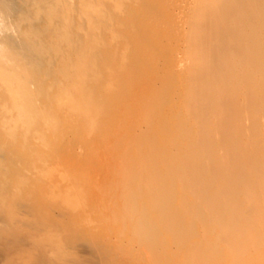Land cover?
<instances>
[{
    "label": "rangeland",
    "instance_id": "1",
    "mask_svg": "<svg viewBox=\"0 0 264 264\" xmlns=\"http://www.w3.org/2000/svg\"><path fill=\"white\" fill-rule=\"evenodd\" d=\"M0 1L7 2V3L11 2V4L9 5H11L10 7L12 8V9L10 8L11 13L9 11L8 13L9 15L7 14L6 16H4V18L6 19L3 18L0 20V22L2 23L6 22L8 24L13 23V25H15L17 28L15 31L14 30L7 31L6 29H4L5 32H3V28L0 29V49H2L1 51L3 52L5 50L4 54L7 53L6 55H8L7 57H5L3 61L4 56L3 54H0V56L3 57V58L0 57V74H1L0 75V264H203L206 261L207 262L204 264H263L264 263V253H263L264 251H262L263 248L261 247L260 249V246H259L260 244L257 242L258 243L257 245L256 243V240L259 239L260 241V237L262 236V234L259 231L260 228L258 229L257 227L253 228L251 225H249L252 222L253 225L257 226L259 224V223L257 224V222L262 221L259 219H261L260 215L261 213H263L262 209L264 206L262 207L261 205L264 204V200L261 199V195H260L261 193L259 194L258 190H255L256 192L258 191L257 193L256 192L254 193V191L250 189L253 194H256L255 196L260 197V201L258 200L259 202H261L262 200L263 204L261 202L259 203L260 205L258 204L257 199L256 201L254 200L256 197L251 192H247V190H245L248 195L246 196V194L243 193L244 189H242V192L240 191L242 188V184L245 181V178H243L244 180L241 182L242 183L241 185L236 184L237 186L240 185L239 188L236 187L235 185V187L239 189V192L236 193V190H235L234 192L235 194H234V193H230V192L223 191V190H217L216 187L212 188V186L210 188L208 186L206 187L200 186L203 188L202 190L200 187L199 189L195 187L194 185H190L187 187L188 190L190 189V187L191 188L195 187L197 188L196 189L197 191L193 192V189H190L188 191L184 184L182 185L180 184L185 179L181 181V179L178 180L176 179V177H174L173 179V176L171 178L167 176L169 179H166V177L165 179L164 178L162 179V176H161L160 177L161 179L158 177V179L153 180L154 181L153 185H152L153 181H150V182L147 181L149 184V185L147 184L148 187L150 185L155 186L156 184L157 186H155V188L158 189V187L162 185L160 187L161 191H159V189L158 190L154 189L155 191L152 190V192L150 191V193H148L149 190L151 189L148 188L149 189L148 190L147 186L143 187L141 184H143L142 181L151 180L147 177H145L144 179V175H146L145 174L146 168L149 167L150 162L146 161L149 163V165H146L147 167L144 168L145 172H143L144 170L140 171L139 172L140 174L136 171V170L139 171V169L137 168L136 170L134 169L133 171V167L135 166H133L132 169L129 170L130 172L125 171L128 177L127 178L125 177L126 175L122 172L124 170L123 166L125 167L126 165H132V164L135 165V162L137 164L138 161L137 160L135 161L123 160L122 161L120 157L118 156L119 152L117 151L119 150L120 146L117 149L116 147H114L115 145L117 146V144L119 143L118 142L119 140L116 138H118V136L120 137L119 135L120 132L118 128L119 126H116V125L118 123H121V121L123 122L122 120L123 118L121 119L120 117L119 119V116H122L124 114L123 111H125L124 115L127 118L129 115L128 116L126 115V111L130 110L132 107H135L134 105H137V103H139V106L144 104L143 101L145 102L144 106L146 105L147 102L149 104L152 103V105L154 104L155 107L151 106L150 104L149 108L150 109L151 107L153 108L151 112L156 108V110H154L153 112L155 111H157V113L161 112L165 116L164 118V116L162 117V114L159 113V116L161 117H159L156 122V119H154L155 118L154 116L156 115L158 116V114L154 113L155 115H153V113L148 112L149 115L147 113L146 114L144 113L145 116H142L143 119L141 121L145 122L144 120L145 118L149 119V117H152L150 114L153 115L151 119H152V122H154L156 125L161 118L163 120L164 119L167 120V118L169 117L167 121H172L170 119L171 118L170 113H167L168 109H170L169 105L172 104V102L174 103L175 101L176 102L178 101V99H176L177 97H175L176 95L174 96V91L178 88L180 92L184 90V86L181 83L185 82L184 80L185 77L180 79L181 74L179 70H178V73L176 72V69L174 68L176 66H173V65H174V62H177V60L180 58L179 55L181 54L183 55L184 53L186 54V52L182 50L184 49L182 48V46H184L182 44L185 43L184 42L185 40L182 41L183 34L181 33L184 31V29H187L184 31L186 32L190 28L188 24V21L190 20V16L187 22L183 23V21H186L188 19V15L190 14L192 15V13L188 14L189 11L187 8H191L192 6L191 2H193V0L192 1L189 0L190 2H188L187 0V2L189 3V7L186 4L187 8H184V6H186L185 3H187L185 0H184L185 3L183 2V0H137L138 3L135 0H128V1L121 0L120 6H122V3H123V6L120 7L122 8L120 11V14L122 10H123V13L121 14L122 16H120V21H122V23L120 22L121 26H120L119 34L121 35V37L122 36L123 37L122 38L119 37L120 42L118 41H117L118 43L116 42L117 44H120V45L116 44L118 48L114 45L115 42L112 43L111 36H108L109 35L108 30H105L107 22H103L105 24V27H102V24H103L102 22L100 24V28L101 29L104 28L103 30L107 31L105 32L107 36L105 35L103 36L102 34L104 38L100 36L101 29L99 31V34H97V32H93V31H92L93 33L89 32L90 30L88 29V27H86L88 30L87 32L91 34V36H88L89 38H92L94 40L96 39V41L97 40L101 41L102 39L103 42L107 41L106 43H108V46H106L105 48L102 46V50H100L99 52L97 51L98 55L96 56L97 57L96 61H98L99 66L103 68V72L106 71V70L104 71L105 69L104 67L114 66V63L113 64L110 63L109 59L107 60V58H111L110 61L112 60V57L114 60H116L114 56L119 50L120 52H124L123 57L125 58V61H126V63H124L125 61H122V63L125 65V66H122L123 65L121 63L122 54L119 52L121 55L120 56L121 64L119 66H122L121 68L123 69V71H124V68H126L125 71L127 70V68L133 69L131 66L132 64L134 65L133 67H135L137 70L133 69L132 71L133 73L135 72V74L131 76L129 74L130 72L127 71L126 74H129V76L128 78H126L127 75H125L126 77L124 76L125 71L123 72L122 69H118L120 68L118 66H116L118 68L115 67L116 69H114L113 67L114 69L113 72L116 70L115 74L116 75L118 74L117 76H119L120 75L119 73H121V76H123L124 78L123 80L124 83L123 82L120 83V84L123 83L122 86L120 85V88L123 87V89H127V92L131 96L130 98L135 97L134 99L135 101L129 98V95L126 92V90H125L126 95L122 96V94H120V99L124 97L122 100L123 102L120 99L117 100L118 102L115 101L114 99H110L114 91L105 92V90L103 91L100 90L99 92H96L98 89L97 88L98 85H93L92 83H90L91 80H85L87 85L85 83H82V84H85V87L86 86L89 87V85L91 84H92L91 86H94V88L96 87L95 89L96 93H93V94H96L94 96H97V98L98 96H100L98 100L96 98H93L92 96L93 94L91 95L94 88L91 86H90L91 88L89 87L92 90V92H90L89 90L90 95L92 96L93 99H96V102L95 100L90 98V96H88L90 98L88 99V97L86 98V97L77 96L74 93L76 91L75 88H78V86H80L81 84L75 85L76 87L72 86L74 87L73 89L72 87H70L72 91H69V93L71 92V94L73 93L75 94L74 97L73 95H71L72 96L71 98L76 103H80V105L82 103H83L82 105H85L86 104L85 101L87 103H90L91 105L93 104L96 105L98 102L100 103L98 105L99 108L101 107L100 109H98L97 106L95 107V105H93L92 110L89 109L92 112L87 110V114L90 115L91 117L93 116L92 119L91 117L88 118V116H86L87 114L85 110V113H84L86 116L85 119L86 120L88 119L87 120L88 122L84 120L85 123L82 120V118L84 117L81 115V118H80L79 113L77 114V112L76 113L71 112L72 114H69L70 112H68V114H66L67 103L62 105L61 107L55 106L54 98L56 100L57 97H59L57 96L59 95L57 94L58 93L57 90L59 91V86L64 85L67 82V81H63L65 79H60V77L62 76H60V73L58 72L57 68L59 69L60 59L62 58V56H64L62 54H66L67 53L66 49L68 48L65 47V44H63V42L60 41V37H59L60 35H57L58 32H60L59 30H61L58 28L59 23L57 22L58 21L57 18H55L57 21L56 20L54 21L53 18H51L49 15H46V12H47V9L49 8L48 4L50 6L52 5V8L57 7L56 11H58L59 9L57 5L59 4L58 1L57 0H44L42 1V3L41 2L39 3L38 1L35 2V0H29V1L27 0L28 2L26 0H0ZM33 1L35 4L33 3ZM252 1H257V0H252ZM125 2L127 5L125 4ZM258 2H260V0ZM36 4H38V6H36ZM125 5L127 6V10H126ZM72 6H73L72 7L73 10L76 11L77 4L74 3L72 4ZM182 6L183 8H181ZM33 8L34 9L36 8V9L34 10ZM180 8L182 10H180ZM44 9L46 12L44 11ZM125 10L128 13H131L133 17L130 14L126 16L127 12H125ZM33 11L34 12L36 11L35 14ZM182 11H187V13L184 12L187 14V17H186L187 19H185V16H183L184 13ZM74 15H76L77 18ZM129 15H130V18H129L130 20L127 19ZM177 16L179 17L182 16V17L179 18L180 19L179 20L178 18H176ZM73 17H75V19ZM78 17L79 16H77V14L74 12L72 16L73 19H71L72 20L71 23L73 25L69 22V25L71 26H69L68 30H70L73 33L68 31V34H69L68 41L70 40L71 43L72 42L75 43V44L73 43L71 44L69 42V44L72 46H75L77 42H78L77 45L79 46V44L84 43V41L87 39L86 37L88 33L86 32V29H85V26H87L86 24L87 22L79 18L80 21L83 22V23L81 22L80 24ZM125 18L127 21L125 20ZM177 19L178 21H176ZM76 20L79 22H77ZM50 22H52L51 25L49 24ZM56 22L58 24H54ZM167 23H170V25L171 24L172 25L168 26ZM178 23L180 26L176 25ZM183 24L188 25V26H185ZM108 25H107L108 27L107 29H109ZM181 26H183L182 27L183 29L182 28L180 29ZM71 27H72V30L70 29ZM77 27L79 28L77 29ZM169 27L173 29H169ZM81 28L85 30L82 31ZM81 32H85V33H81ZM101 32L103 33V31ZM96 35L98 36L96 37ZM109 37L110 39H107ZM125 38L127 39V44H125L126 43ZM176 38L178 39L176 40ZM77 39L81 40L82 42L79 40L77 41ZM174 39H175V42H174ZM7 41H9L10 44ZM13 41L15 43L18 42L17 43L18 45L15 44ZM19 43L21 44V46ZM27 43H29L30 45H33L32 43H34L33 46L36 47V49L34 52L32 51L33 54L31 52L27 53L24 51V46ZM106 43L105 42L102 43L101 41L99 45L100 46L101 44L107 45ZM111 43L113 44V46H115V48H117V50L113 49V46ZM179 43L180 45H178ZM85 44H87L86 46L89 45L88 43L85 42L83 46H85ZM109 44H111L112 48L110 47ZM76 46L74 47L75 49L78 47ZM119 46H120V49H119ZM84 48L86 52L89 51V48H88V51L86 47H83V50ZM123 48L126 49L127 53H125ZM177 48H178V51H177ZM21 49L23 52L21 51ZM69 49L70 51H73L72 47H70ZM103 49H105V51L106 50L108 51V55H106L107 52L106 54L103 53L104 52ZM112 49L115 55L112 53L111 51ZM61 51L62 52L64 51V52L62 53ZM91 51L92 50H90L89 53ZM178 52H180L181 54ZM89 53H85V54L88 55ZM104 54L107 56V58H105ZM110 54L112 55V57ZM125 54L129 56L128 60ZM159 54L162 56H160ZM169 54H171L170 55L171 59L168 56ZM11 56H12V59L10 58ZM172 56H174V59H172L173 58ZM184 56L185 57L180 58V60L183 59L184 62L189 63V61L187 62L186 55ZM175 57L178 58L176 61H175ZM6 58H8V60ZM103 60L107 62V66L105 65L106 62L102 63ZM168 60L170 61L169 63L166 62ZM7 61L9 63H7ZM10 61L12 63H10ZM226 61L232 62L230 61V59L229 60L226 59ZM226 61L224 60L223 62L226 63ZM32 62H34V64ZM129 62H131V65ZM156 62H159L158 65L162 62L163 66H161V64L159 65L161 66V68L163 67L162 70L160 69V67L155 65L157 64ZM164 62L166 65H164ZM239 62L241 63L240 58H239V61L237 62V66L238 65L240 66ZM246 62L247 61H245V64ZM109 63L112 65L109 66L110 65ZM127 63H129L128 66L126 65ZM232 63H229L228 68L229 66L231 67V65L233 66L234 63L233 64ZM116 64H118V62H116ZM242 64H243V61L241 65ZM245 64L243 65L245 66ZM146 65L149 68L147 67L145 68ZM171 65L173 69L170 67ZM225 66L226 64L222 63V65L219 66V69L220 70L222 68L224 69L227 67ZM55 67H57L56 70H55ZM152 67L154 69H152ZM228 68H226L227 70L225 69L227 71V72L225 71L226 73L222 70L223 71V72L221 71L222 74L225 73V75L227 76L228 75L234 76L237 73L238 77L240 76V78H238L235 75L236 77L234 76V80L236 81L243 78L241 77L242 75L243 76L246 75L245 73L241 75L242 71H240L239 69H236V70L239 71L240 74L234 71L233 73L234 75H233L231 72L235 70L233 68H237L236 65L235 67L232 68L233 70L231 72H230V69ZM147 69H152V70H147ZM164 69L167 72L166 71L164 72ZM169 69H172V70L169 71ZM117 70H121V71L119 72ZM12 71H14V73H12ZM54 71H56L57 73H55ZM122 72H123V75H122ZM175 72H176V77L178 79V80L176 78L174 79L176 83L171 81L173 80V76L175 75ZM229 72L230 74H228ZM157 73H159V75H156ZM160 73L162 75L165 73V76L163 75L162 77ZM172 73L174 75H172ZM219 73L220 71L216 72L217 75H219ZM140 74L142 77L140 76ZM116 75H113V76L116 77L117 79ZM169 75H172L171 78ZM132 76H136V77H132ZM160 76H161V79L162 78L167 79L169 77L171 82L169 81V78H168V81L170 82L171 85L174 86V84H177L179 86L178 87L175 85L176 87L174 86L173 88V86L169 84L172 87L173 93L168 95V98L170 99V97L172 96L175 99L172 97H171L172 100L174 99L173 101L172 100L169 101L168 99L167 105L166 103L163 104L165 105L164 107L163 105L156 104L158 100L157 98H154L155 96L153 98L156 103L152 100L153 98H150L152 100L151 102L149 100V96L151 97L155 95L156 93V95L158 94L156 97H159V94L162 93L161 88H159L160 91L156 90L158 89L157 86L159 87H161L160 85H162L163 87L165 86L163 85L164 80L163 79L161 80ZM227 76L225 77L227 79V81L225 82L221 80L222 78L218 76H216L215 78H216V81L220 79L221 83L224 82V85L220 83L221 87L228 86L231 90L232 86H230L229 84L227 85L226 82H228L229 80H232L233 77H230L228 80ZM11 77L14 80H12ZM102 77L104 78L102 79V81H104L106 80L105 78L107 76L105 75ZM155 77H157L158 79ZM181 77H183V75H181ZM3 78L7 80L10 79V81L12 80L13 82H10L11 84L7 85L4 81L5 79ZM128 79H131V80H128ZM154 79L156 80L155 83L150 82V81H153ZM60 80L61 82L63 81V83H61ZM133 80H134V83H133ZM135 80H138L140 83L136 84ZM160 80L162 84L160 83ZM26 81L32 82V84L28 83V85L32 86L31 88L29 86H28L29 89L25 88L27 87ZM55 81H57L56 84L58 83V85H55ZM138 81L136 82L138 83ZM104 82L102 83L106 84ZM245 82H242V83H244L245 85ZM50 83H51V86H50ZM142 83L144 84L143 86L145 87L140 86V90H139V88L135 85L139 86ZM150 83L153 85L155 84L154 86H156L157 84V86L155 87L156 89L154 90L155 93L152 92L154 94H151V90L153 91L154 88L152 89L153 85L149 86ZM185 85H186V82H185ZM220 85L218 87H220ZM244 85H242L241 87L243 88ZM39 87L42 91L39 89ZM147 87L148 88L151 87V88L147 91L148 89ZM241 87L238 88L237 90L238 97H239V94L242 93L239 90V89H242ZM225 88H223V90L221 88L219 89H221L222 92L226 93V95H228L229 93L230 97H231L230 94L233 93V91H236L237 89V88L236 89L233 88L231 92L230 90H227L229 88L227 89ZM35 89H37L36 92H35ZM44 89L47 91H44ZM121 89H120V92L125 94L124 90L122 89L123 90L122 92ZM137 89L139 90L140 94H138V92L136 93V91H138ZM25 90L26 91L30 90L28 92H33L34 94L33 93H32L33 95L28 94V92H26ZM39 90L42 93L44 91V94L40 93ZM142 90H144L146 93L144 91L143 93H141ZM54 93L56 94V96ZM114 93L113 95H115ZM26 94L29 96V98ZM236 94L237 93H235L234 95ZM234 95L232 94V97H234ZM25 96H27L28 100L25 99L26 98ZM237 96H235V98ZM75 97L77 98L79 97L80 100ZM31 98H32V101L30 100ZM52 99L54 103H52ZM86 99H88V101L90 102H88ZM23 100H24V103H27L28 101L27 103L29 104L27 106L28 108L27 107L25 108L26 104L23 103ZM35 101H36V104H35ZM109 101L110 103H108ZM125 101H127L128 105L126 104ZM136 101L137 103H134ZM129 102H131V105H133L132 107L131 105L129 106ZM50 103L54 105L53 108L57 107L60 109L59 113L56 108L53 109L49 107ZM122 103L125 105H122ZM105 104L106 105L109 104L106 106L107 108L105 107ZM37 106L38 107L40 106V107L38 108ZM116 106L117 107L119 106V108H115ZM123 106L125 107L129 106L130 108L127 107V110H126V108H123ZM89 107L91 108V106ZM142 107H139V108L137 107L134 115L132 114L135 109L133 110L132 108L130 112V116H131L130 119L127 121L128 119L127 118L124 121L125 124H120L124 128L125 126L127 127L128 123H130L129 124L130 126L128 125L129 128L128 127L127 128L128 129L131 128L132 132H130L129 135L130 134L132 135L133 130L138 127V126L136 127V125L138 124L135 123L136 125H134V122L132 121L134 120V118H136V116L140 115V113H138V109L140 111V108ZM102 108H106V109L109 108L108 109L109 111L105 109H103L104 110L103 111ZM157 108L160 111H158ZM35 109L38 111V113L42 111L43 113L40 112V114L38 113L37 114L39 116H42V115L43 116L42 117L37 116ZM43 109L46 113L43 111ZM96 109L99 110L98 112L102 110L103 113L105 112V115L104 114L102 115L96 112L97 111ZM118 109L120 113H121V110H123L122 111L123 114L122 113L120 114ZM56 112L59 115H57ZM107 112H109L110 114ZM116 112L117 114H115ZM163 112H165V114ZM34 113L36 114V117H34ZM53 113L55 114V116ZM90 113H94V114L98 113V114L91 115ZM106 113L108 116L106 115ZM113 114H115V116ZM56 115L58 117H56ZM77 115L79 116L80 120ZM101 115L105 116L104 120H103V117H101L102 119H100ZM110 115L114 117L112 118V116L110 117ZM124 115L122 117H124ZM53 116L55 119L53 118ZM65 116H67L68 118L67 117L65 118ZM94 116L95 117L99 116V118L98 117L97 118L101 121L97 120V118H95ZM106 117H108V119ZM115 117H117V120ZM94 118L96 120L92 121ZM111 118L113 120L115 119V121H112ZM47 120H49L51 123L47 122ZM110 120L112 122H115L116 125L112 123V126L114 127L111 126ZM53 121L56 123L57 122L59 123L56 125V123H53ZM64 121H66L67 124L66 122L64 124ZM96 121L98 122L96 123ZM116 121H118V123ZM141 121H140V125H142L141 128H143L144 130V128H146L145 126L146 124L143 125V122ZM43 122H45L48 128L50 129H46L47 127L42 125ZM86 123H89V124H86ZM189 123L191 124L190 120L189 122L186 123V125H188ZM51 124L52 125L54 124L53 126L56 125V127L57 126L58 127L57 128L55 127L56 129L55 128L53 129ZM62 124H64V126ZM99 124L101 125L103 124L102 127ZM88 125L89 127H86ZM170 126L172 127V125ZM126 127H125V130H127ZM112 128H116V129H112ZM155 129H157L156 131L159 133L162 132L161 128H157V126H155ZM136 132L137 130L134 133ZM115 134H116V138L114 136ZM103 145H106V147ZM110 145L111 146L113 145L112 148ZM103 148L107 149V150H104V154L102 152ZM110 150H112V152ZM50 152L52 153L50 154ZM53 153L56 155H54ZM48 158H50V160ZM124 161L126 163L128 162L129 164L128 163L126 164ZM142 162L144 165L146 164L144 163L145 161H142ZM142 162L140 161L141 166L143 165L141 164ZM144 165L143 167H145ZM138 166H139V162H138ZM128 167L130 168V166ZM231 177L236 178L237 176L235 177L234 175ZM221 178L222 180H225L223 179L224 177H221ZM221 178L219 177V179H214V180H218L219 182ZM241 178H239V180ZM254 178L255 176L253 177V179ZM226 179H228V177H226ZM249 179L251 180V178ZM253 179L251 180L252 184H251V181H247L248 182L247 184H250L251 188L253 187L254 189H257L258 187L259 189L260 186H256L257 183L255 184V186H252ZM122 181H124V183ZM166 181H169V182H166ZM234 181L235 180H233L232 182L235 184ZM255 181H258V180H255ZM147 182L145 181L144 183H147ZM227 182L229 181H226V182L224 181L223 184ZM232 182L230 181L229 183L232 185ZM237 183H238V179H237ZM187 185L189 184H186V186ZM140 187L147 189V190L144 189L145 193ZM151 188H154V187H151ZM198 190L200 192H198ZM204 190H206V192H204ZM240 193L241 194L243 193V195H241ZM231 194H233L234 197L237 194H239L238 199L236 198L237 196L235 197L236 199H234V197ZM250 195H252L254 197V199L253 198L252 199L255 202H257L259 206H261V207H259L258 205L256 206V207H259L258 210L262 208L261 211H258L257 208H255V210H257L258 213L260 212V214L258 215L259 219L256 216V218L258 219L256 223L255 222L253 223V221L257 219L255 218V220H252L254 218H251L252 216L249 217L250 215L247 214L248 205L244 203L246 202L245 198L243 200L242 199L239 200L240 198H243L244 196L251 199L249 197ZM209 197H211V200H208ZM212 197H215V199L217 197L218 199L214 200V198L212 199ZM224 197L225 198L231 197V198L225 199ZM259 197L257 198L259 199ZM202 200L206 202V203L205 202L203 203L204 205L201 203L203 202ZM222 201L224 204L222 203ZM220 206L223 209L220 208ZM221 209L223 211H221ZM229 211L231 214L229 213ZM226 215H230L231 217L230 216L227 217ZM222 216L224 219L222 218ZM169 219H171L172 221H168ZM248 221H249V224L247 223ZM172 222L174 223L170 226ZM219 222L222 224L223 227L220 226L221 224ZM167 225H169V229ZM242 225H245L246 227ZM259 226L261 227V222ZM247 227H249V230L247 229ZM244 230L246 231L248 230L249 232L251 230L252 232L249 233L247 231V233L249 234L248 235L247 233H245ZM224 232H227V233H224ZM230 232L232 234H230ZM221 233L224 234L225 236L224 235L221 236ZM233 233H234V236H233ZM259 234H261L260 237H258ZM250 235L255 236V237L254 236L252 237L254 238L253 240L250 239L251 238ZM238 236L240 237L239 240H238ZM229 237H231L232 239L234 237L235 240L237 238L236 242L235 240L234 241L231 240ZM248 238L251 240L250 242H247L249 241ZM213 242H216V243L214 244ZM246 242L248 246L246 245ZM255 243H256L255 246L257 247L259 246V248L254 247V245H251ZM238 245H240L239 248L241 250L238 248ZM242 246L245 249L244 248L242 249ZM210 247H213V248L210 249ZM249 247L253 249H250ZM254 248H256L257 250H255ZM246 250H248L249 252Z\"/></svg>",
    "mask_w": 264,
    "mask_h": 264
},
{
    "label": "bare ground",
    "instance_id": "2",
    "mask_svg": "<svg viewBox=\"0 0 264 264\" xmlns=\"http://www.w3.org/2000/svg\"><path fill=\"white\" fill-rule=\"evenodd\" d=\"M27 1V0H26ZM29 1V0H28ZM27 1V2H28ZM41 2L42 3V1H44V0H35V2ZM58 1V3L59 4H57L58 5V11H56L57 9V7H53L52 8V5L50 6L49 4H48V9H47V12L45 11V9H44V11L46 12V15H49L51 18H53L54 19V21L56 20L55 18H57V22L59 23V29H61V30H59L60 32H58V34L57 35H60L59 37H60V41L61 42H63V44H65V47H67L68 49H66V51H67V53L66 54H62V55H64V56H62V58L60 59V66H59V69L57 68V67H55V70H56V68H57V70H58V72L60 73V76H62V77H60V79H65V80H63V81H67L66 82V84H64V85H60L59 86V91L57 90V94H59V95H57V96H59V97H57V99L55 100V98H54V101H55V106H57V107H61L62 105H64V104H66L67 103V110H66V114H68V112H70L69 114H72L71 112H77V114L79 113V116H80V118H81V115L84 117V118H82V120H83V122L85 123V121L86 122H88L85 118H86V116H88V118L89 117H91L90 115H88L87 114V110H89V109H91L92 110V106L93 105H95V104H93V102H92V104L93 105H91L90 103H87L86 101H85V105H80V103H76L71 97V95H73V97L75 96V94L77 95V96H81V97H88V96H90V98H92V96H93V98H96L97 100L100 98V96H98V98H97V96H94V95H96V94H93V93H96V92H99L100 90H105V92H113L115 95H113V93H112V95H111V98L110 99H114L115 101H117V100H119L120 99V94H122V96L123 95H126V92H127V89H123V87H121L123 90H124V92H125V90H126V92H125V94L124 93H121L120 92V85L122 86V84L124 83L123 82V80H124V78H123V76H121V73H119L120 75L119 76H117L116 74H115V72H116V70L113 72V70L114 69H116V68H118V67H120V68H118V69H122L121 67L122 66H125L123 63H122V61H125V58L123 57V53L124 52H120V50L117 52L118 53V55H117V53H116V55H115V53H113V49H116L117 50V48H118V46H116V44L118 43V42H120V40H119V37H121V35L119 34V32H120V24L122 23V21H120V16H122L121 14L123 13V10H122V12H121V14H120V11H121V9L122 8H120V7H122L123 6V3H122V6H120V1L121 0H67V2H66V0H57ZM124 1H126V0H124ZM128 1V0H127ZM136 2H137V0H135ZM186 2H187V0H185ZM192 1V0H191ZM247 1V2H246ZM248 1H249V3H248ZM259 0H257V1H252V0H193V2H191L192 4V6H191V8H187V5H188V7H189V3L188 2H190L189 0H188V2L187 3H185L184 2V0H183V2L185 3V5L186 6H184V8H187L188 9V14H190V13H192V15L190 14V15H188V19L186 18L187 17V11H182L183 13L184 12H186V13H184L183 14V16H185V19H187L186 21H183V23H185V22H187L188 20H189V16H190V20L188 21V24H189V29H188V31H186V32H184L185 30H187V29H184V31L183 30H181V31H183L181 34H183V36H184V38H183V36H182V41H184L185 43L184 44H182V45H184V46H182V48H184V49H182V50H184L185 52H186V54L184 53L183 55L180 53V52H178V53H180L181 55H179L180 56V58H184L185 56L184 55H186V58H187V62L189 61V63H186V62H184L183 61V59L182 60H180V58L178 59L177 57H175V61L177 60V62H174V65L173 66H176V67H174L175 69H176V72L178 73V70H179V72H180V74L181 75H183V77H181V75H180V79L181 78H184L185 77V82H186V85H185V82H183V83H181L183 86H184V90H182L181 92H180V90H179V88L178 89H174L175 91H177V90H179V91H177V92H175L174 90V96L175 97H177L176 99H178V101L175 103H173L172 102V104H170L169 106V108L170 109H168V112L167 113H170V115H171V120L172 121H167L168 119H169V117L168 116H166V117H168L167 118V120L166 119H160L159 120V122L157 123V125L154 123V122H152V117H153V115H155L156 113H157V111H155V112H153L154 110H156V108L151 112V110L153 109L152 107H151V109L149 108V106H150V104H151V106H153V107H155V105L153 104L152 105V103H146V105L144 106V104H145V102L143 101V103L144 104H142L141 106H139V103H137V101L136 102H134V103H137V105H134L135 107H132L133 105H131V102H129V106L131 105V107L133 108V114L132 115H134L135 114V111H136V108L138 107H142V106H144V107H142V108H140V111H139V109H138V113H140V115L139 116H136V118H134V120L132 119L133 118V116H132V122H134V125H136V124H138V125H136V127H134V128H136V129H134L133 130V133H132V135L130 136L129 135V133L130 132H132V129L130 128V129H128L129 128V124L130 123H128V125H127V127H126V129L129 131H127V130H125V127L123 128V126L122 125H120V124H125L124 123V121H125V119H127V121L130 119V112H131V110H132V108L130 109V110H127V107H129V106H127V107H125V106H123V108H126V115L128 116L127 118L125 117V111H123V110H121V113H122V111L124 112V117H122V116H119V119H120V117H121V119L123 120V122L121 121V123H118V121H116L118 124L116 125L115 124V122H112V121H115V119L113 120L112 118L115 116V114H117V112L115 113V114H113L114 116H112V115H110V117L112 116V118H111V122H110V124H111V126H112V123H114V125H116V126H119L118 128H119V132H120V137L118 136V138H116V134L114 135L115 136V138L116 139H118L119 141V143L117 144V146L115 145L114 147H116V149L119 147V150H117L119 153H118V156L120 157V159L123 161V160H132V161H135V160H137L138 162H139V166H138V162H137V164H136V162H135V165H126L125 167L123 166V168H124V170L122 171L125 175H126V172L125 171H128V172H130L129 170H131L132 169V167L133 166H135V167H133V171H134V169L136 170V168L137 169H139V171L138 170H136L138 173L140 172V171H143L144 170V168H146L147 166L146 165H149V163L148 162H146V161H149L150 162V165H149V167L148 168H146V172H145V170L143 171V172H145V174L146 175H144V179H145V177H147V178H149V179H151V180H145L146 182L147 181H153L154 179H158V177L160 178L161 176H162V179L164 178L165 179V177H166V179H169V178H171L172 176H173V179H174V177H176V179H181V181H183V179H185L186 180V182H185V180L182 182V183H180L181 185L182 184H184L185 185V187L187 188L188 186H190V185H194L195 187H197V188H199L200 186H202V187H206V186H208L209 188L212 186V188L213 187H216L217 188V190H223V191H227V192H230V193H234L235 192V190H236V193L237 192H239V187H240V185L242 184L241 182L244 180L243 178H245V181H244V183L242 184V188H241V192H242V189H244L243 191V193H245L246 194V196H248L247 195V192H251V190L250 189H252V191H254V193L256 192L255 190H258L259 191V194L261 195V199L262 200H264V0H260V2H258ZM134 2V1H133ZM135 2V3H136ZM30 3H31V1H30ZM33 3H34V1H33ZM77 4V12L76 11H74L73 10V6H72V4ZM130 3V2H129ZM138 3V2H137ZM136 3V4H137ZM184 3H183V5H184ZM9 4H11V2L10 3H7V2H2V1H0V20L1 19H3L4 18V16H6L8 13H9V11H10V6L11 5H9ZM13 4V3H12ZM28 4V3H27ZM35 4V3H34ZM125 4H126V2H125ZM33 5V4H32ZM127 5V4H126ZM125 5V6H126ZM182 5V4H181ZM14 6V5H13ZM12 6V7H13ZM36 6H38V4H36ZM45 6H47V5H45ZM245 6V7H244ZM32 7V6H31ZM193 7V8H192ZM37 8H39V7H37ZM75 8V7H74ZM181 8H183V6L181 7ZM180 8V10H182ZM12 9V8H11ZM32 9V8H31ZM34 9V8H33ZM36 9V8H35ZM34 9V10H35ZM123 9H124V7H123ZM186 9V10H187ZM49 10V11H48ZM126 10H127V6H126ZM125 10V12H127ZM129 10V9H128ZM130 11V10H129ZM34 12V11H33ZM36 12V11H35ZM35 12H34V14H35ZM74 12L77 14V16H79L78 17V19L80 18L81 20H83V21H85V22H87L86 24H87V26H85V29H86V32L88 31L87 30V28L86 27H88V29L90 30L89 32H97V34H99V31H100V24H101V22L103 23V22H107L106 23V27H105V24L103 25L102 24V27H105L106 29L105 30H108V33H109V35L108 36H111V39H112V43H114L115 42V46L117 47V48H115V46H113V44H112V46H113V49L111 50L112 51V53L115 55L114 56V58L117 60H114L113 59V57H112V55H111V57H112V60L110 61V59L111 58H107V56L106 55H108V51L106 50L105 51V49H103L104 50V52L103 53H105L106 54V52H107V54L105 55V58H107V60L109 59V62L110 63H114V69H113V67L111 66L112 64H110L109 66H111V67H104L105 69H104V71L105 72H103V68L101 67V66H99V64H98V61H96L97 59V55H98V52L100 51V50H102V46L105 48L106 46H108V43H106L107 41H104L107 45H102L101 44V46L99 45V43L102 41V43H104L103 42V40L101 39V41H96V39L94 40V39H92V38H89L88 36H91V34H89L88 32V34H87V39L84 41V39H83V41H84V43L86 42V43H88L89 45V47L88 46H86L87 44H85V46H83V44L84 43H81L82 44V46L83 47H86L87 48V51H88V48H89V51L90 50H92L90 53H89V51L88 52H86V50H85V48H84V50H85V52H84V50H83V47L81 46V44H79V46L77 45L78 44V42L76 43V45L79 47H77L76 45V47L78 48H74L75 46H72V45H70L69 44V42H70V40L68 41V39H69V34H68V31H70V30H68V28H69V26H71V25H69V22L71 23L72 22V20L71 19H75V17H76V15H74L75 17H73L72 18V16H73V14H74ZM182 12H181V14H182ZM193 12H194V14H193ZM10 13H11V11H10ZM12 13H13V11H12ZM128 14H130V15H132L131 13H126V16L128 15ZM186 14V15H185ZM9 15V14H8ZM125 15V14H124ZM130 15L128 16V20H130L129 18H130ZM174 16V15H173ZM172 16V17H173ZM48 17V16H47ZM132 17H133V15H132ZM169 17V16H168ZM182 16H177L176 18H181ZM51 18H49V19H51ZM77 18V17H76ZM126 18H125V20H126ZM184 18V17H183ZM183 18H182V20H183ZM4 19H6V18H4ZM48 19V20H49ZM77 19V20H78ZM80 19H79V21H80ZM94 19H95V21H94ZM114 19V20H113ZM122 19H123V17H122ZM178 19L176 20V21H178ZM46 20V19H45ZM71 20V21H70ZM76 20V21H77ZM180 20V19H179ZM181 20V21H182ZM47 21V20H46ZM51 21V20H50ZM79 21H77V22H79ZM127 21V20H126ZM180 21V22H181ZM3 22H5V21H3ZM54 23V24H58V23ZM81 22L82 21H80L79 23L81 24ZM121 22V23H120ZM74 23V22H73ZM83 23V22H82ZM182 23V22H181ZM47 24V23H46ZM45 24V25H46ZM50 25L52 24V22H50L49 23ZM72 24V23H71ZM85 24V23H84ZM109 24V25H108ZM168 24V26L170 25V23H167ZM187 24V23H186ZM73 25V24H72ZM107 25L109 26V29H107L108 27H107ZM172 25V24H171ZM170 25V26H171ZM176 25H179V23L178 24H176ZM182 25V24H181ZM183 25H185V24H183ZM49 26V25H48ZM47 26V27H48ZM57 26V25H56ZM77 26H79V25H77ZM126 26V25H125ZM180 26V25H179ZM185 26H188V25H185ZM73 27H75V26H73ZM80 27H81V25H80ZM176 27V26H175ZM183 26H181L180 27V29L182 28ZM3 28V32H5V30L4 29H6L7 31L9 30V31H11V30H16L17 28H16V26L15 25H13V23L11 24V23H2V22H0V29H2ZM56 28V27H55ZM79 27H77V29H78ZM71 30H72V27L70 28ZM85 29H82L81 28V30L82 31H84ZM104 28H102L101 29V31H103V33L100 31V33H101V37H103L104 35L105 36H107V34L105 33V32H107V31H104L103 30ZM169 29H173V28H170L169 27ZM177 29V28H176ZM183 29V28H182ZM169 31V30H168ZM171 31V30H170ZM173 31V30H172ZM3 32H1V33H3ZM71 32V31H70ZM92 32V33H93ZM175 32H177V31H175ZM180 32V31H179ZM71 33H73V32H71ZM81 33H85V32H81ZM170 33V32H169ZM80 34V33H79ZM96 34V33H95ZM94 34V35H95ZM102 34H103V36H102ZM176 34H178V33H176ZM70 35H72V34H70ZM93 35V34H92ZM120 35V36H119ZM171 35V34H170ZM175 35V34H174ZM98 35H96V37H97ZM71 37V36H70ZM123 37V36H122ZM121 37V38H122ZM128 37V36H127ZM181 37V36H180ZM104 38V37H103ZM80 39V38H79ZM79 39H77V41L79 40ZM100 39V38H99ZM107 39H110V37L109 38H107ZM126 39V38H125ZM178 38H176V40H177ZM13 40V39H12ZM16 40V39H15ZM28 40V39H27ZM58 40V39H57ZM10 41V40H9ZM9 41H7L8 43H9ZM29 41H31V40H29ZM59 41V40H58ZM59 41V42H60ZM79 41H81V40H79ZM118 41V42H117ZM125 41V40H124ZM180 41V40H179ZM181 41V42H182ZM11 42V41H10ZM14 42V41H13ZM82 42V41H81ZM108 42H109V40H108ZM111 42V41H110ZM117 42V43H116ZM174 42H175V39H174ZM180 42V43H181ZM12 43V42H11ZM15 43V42H14ZM18 43V42H17ZM17 43H15V44H17ZM21 43V42H20ZM19 43V44H20ZM30 43V42H29ZM29 43H27L25 46H24V51L25 52H31L32 53V51L34 52L35 51V49H36V47H34L33 45H34V43H32L33 45H30ZM71 43V42H70ZM73 44H75L74 42H72ZM71 43V44H72ZM80 43V42H79ZM125 43V42H124ZM180 43L178 44V45H180ZM183 43V42H182ZM10 44V43H9ZM13 44V43H12ZM61 44V43H60ZM111 44H109L110 45V47L112 48V46H111ZM125 44H127V39H126V43ZM18 45V44H17ZM37 45V44H36ZM117 45H120V44H117ZM12 46V45H11ZM20 46H21V44H20ZM81 46V47H80ZM98 46H100V47H98ZM177 46V45H176ZM9 47V46H8ZM7 47V48H8ZM23 47V46H22ZM70 47H72V49H73V51H70ZM97 47H98V49H97ZM110 47H109V49H110ZM181 47V46H180ZM2 48V47H1ZM99 48H101V49H99ZM9 49V48H8ZM108 49V48H107ZM119 49H120V46H119ZM2 49H0V54H3V56H4V58L2 57V56H0L1 58H3V61H4V59H5V57H7L8 55H6V54H4L5 53V50H4V52L3 51H1ZM11 50H12V48H11ZM14 50V49H13ZM122 50V49H121ZM123 50L125 51V53H127L126 52V49H124L123 48ZM169 50V49H168ZM167 50V51H168ZM21 51H22V49H21ZM37 51V50H36ZM58 51V50H57ZM98 51V52H97ZM110 51V52H111ZM166 51V52H167ZM177 51H178V48H177ZM183 51V52H184ZM13 52H15V51H13ZM13 52H12V54H13ZM23 52V51H22ZM62 52V51H61ZM64 52V51H63ZM62 52V53H63ZM83 52H84V54H83ZM122 54V58H121V63L123 64L122 66H119L121 63H120V53ZM169 52V51H168ZM36 53V52H35ZM59 53V52H58ZM85 53H89L88 55L87 54H85ZM148 53V52H147ZM174 53V52H173ZM173 53H172V55H173ZM178 53H176V54H178ZM33 54V53H32ZM175 54V55H176ZM6 55V56H5ZM85 55V56H84ZM109 55V56H110ZM126 55V54H125ZM124 55V56H125ZM149 55V54H148ZM160 55V54H159ZM170 55L171 54H169L168 56L170 57ZM10 56V55H9ZM32 56V55H31ZM117 56V57H116ZM131 56H132V54H131ZM160 56H162V55H160ZM126 57H127V60H128V55H126ZM173 58L172 59H174V56H172ZM233 57V58H232ZM11 59H12V56L10 57ZM236 58V59H235ZM239 58H240V60H241V63H242V61H243V64H245V61H247L246 62V64H245V66L242 64L241 65V63L239 62V64H240V66H239V68H238V66H237V62L239 61ZM243 60H242V59ZM7 60H8V58H6ZM103 59V58H102ZM170 59H171V57H170ZM169 59V60H170ZM226 59H230V61H232L233 62V60H234V64L232 63V62H229V61H226ZM233 59V60H232ZM2 60V59H1ZM166 61V62H170V61ZM186 60V59H185ZM226 61V63H224L223 61ZM237 60V61H236ZM13 61V60H12ZM163 61H165V60H163ZM173 61V60H172ZM236 61V62H235ZM6 62V61H5ZM105 63L106 61L105 60H103L102 61V63ZM116 62H118V64H116ZM160 62V61H159ZM159 62H156L157 64H155V65H157L158 67H160V69L162 70L163 69V67L161 68V66H163V64H162V62L160 63L161 64V66H159L158 65V63ZM232 63L233 64V66L231 65V67L229 66V68H228V65H229V63ZM7 63H9L8 61H7ZM10 63H12L11 61H10ZM33 64H34V62H32ZM124 63H126V61L124 62ZM130 63V65H131V62H129ZM129 63H127L126 65L128 66L129 65ZM172 63V62H171ZM222 63L223 64H226V68H228V69H230V72L233 70V69H235V70H233L231 73L233 74L234 73V71H236V72H238L239 73V71H237L236 69H239L240 71H242L241 72V75L242 74H246V75H242L241 77H243L244 78V80H243V78H241L242 79V81H241V79H237L238 81H236V80H234V76L236 75L237 77H238V75H237V73L234 75V76H227V75H225V73L227 72L226 70V68H222L221 70L219 69V66L220 65H222ZM228 63V64H227ZM236 63V64H235ZM35 64H36V62H35ZM106 66H107V62H106V64H105ZM148 65V64H147ZM147 65L145 66V68L147 67ZM164 65H166L165 64V62H164ZM189 65H190V67H189ZM235 65H236V67L237 68H233V67H235ZM248 65V66H247ZM102 66H103V64H102ZM116 66H118V67H116ZM126 66V67H127ZM132 66V68L133 69H136L135 67H133L134 65L132 64L131 65ZM130 66V67H131ZM243 66V67H242ZM247 66V67H246ZM116 67V68H115ZM156 67V66H155ZM172 69H173V67H172V65L170 66ZM224 67V66H223ZM14 68V67H13ZM124 68V67H123ZM147 68H149V67H147ZM168 68H169V66H168ZM167 68V69H168ZM190 68V69H189ZM219 70H218V69ZM221 68V67H220ZM233 68V69H232ZM244 68V69H243ZM125 69L126 68H124V71H125ZM131 69V68H130ZM128 69L127 68V70L125 71V73H124V76L125 75H127V77L126 78H128V76H129V74H130V76L131 75H133V74H135V72L133 73V69ZM141 69V68H140ZM152 69H154L153 67H152ZM152 69H147V70H152ZM172 69H169V71L170 70H172ZM174 69V70H175ZM226 69V70H225ZM130 70V71H129ZM137 70V69H136ZM136 70H134V71H136ZM158 70V69H157ZM173 70V71H174ZM218 70V71H217ZM225 72L224 74H222V72L223 71ZM117 71H121V70H117ZM122 71H123V69H122ZM123 71V72H124ZM130 72L129 74H126V72ZM132 71V72H131ZM166 70L164 69V72H165ZM169 71H168V73H169ZM220 71V73H219V75H217L216 74V72H219ZM222 71V72H221ZM55 73H57L56 71H54ZM123 72H122V75H123ZM138 72V71H137ZM136 72V73H137ZM152 72V71H151ZM161 72V71H160ZM167 72V71H166ZM176 72H175V75L172 73V75H174L173 76V80H171V81H173V82H175L176 83V81H174V79L176 78L177 79V77H176ZM230 72L228 73V74H230ZM12 73H14V71H12ZM162 73V72H161ZM160 73V75L163 77V75L165 76V73L162 75ZM3 74V73H2ZM171 74V73H170ZM240 74V73H239ZM1 75V74H0ZM15 75H16V73H15ZM59 75V74H58ZM107 76L105 79L106 80H104V81H106V82H104V81H102V79H104L102 76ZM113 75H116L117 76V79H116V77H114ZM156 75H159V73H157ZM155 75V76H156ZM172 75H169L170 76V78H171V76ZM224 77H223V76ZM140 76H141V74H140ZM139 76V77H140ZM161 76H160V79H161ZM167 76V75H166ZM178 76V75H177ZM216 76H218V77H220V78H222L221 80H223L224 82L225 81H227V79L225 78L226 76H227V78H228V80H229V78L230 77H233L232 78V80H229L228 82H226V84L228 85H230V86H232V88H231V90H230V88L228 87V86H225V87H221V85H220V83H221V80L219 79V80H217L218 81V83H217V81H216ZM222 76V77H221ZM235 76V77H236ZM122 77V78H121ZM132 77H136V76H132ZM142 77V76H141ZM245 77H246V79H245ZM12 78V77H11ZM87 78H89V79H87ZM155 78H157V77H155ZM169 78V77H168ZM168 78L165 80V79H163L164 80V82H163V85H165L164 87L162 86V85H160L161 87H159V86H157V84H156V86L158 87V89H156L155 87L156 86H154L153 84H151L150 83V85L149 86H151V85H153L152 86V89H153V91L151 90V94H154L155 92H154V90L156 89V90H158V91H160L159 90V88H161V94H159V97H156L157 95H156V93H155V95H153V96H149V100H150V102L153 100L154 101V98H157V100H158V102L156 103L155 101V103L156 104H158V105H163V104H165L166 103V105H167V103H168V95H170V94H172L173 92H172V87L171 86H173V85H171L170 84V78H169V81H168ZM224 78V79H223ZM238 78H240V76L238 77ZM3 79H5V78H3ZM3 79H1V80H3ZM134 79V78H133ZM138 79V78H137ZM158 79V78H157ZM161 79V80H162ZM226 79V80H225ZM12 80H14L13 78H12ZM10 81V79H5L4 81H5V83L7 84V85H10L11 83L10 82H13V81ZM26 80H27V78H26ZM53 80V79H52ZM85 80H91V82L90 83H92L93 85H98V89H97V91L95 92V89H96V87L94 88V86H91V85H89V87L91 86V87H93L94 88V90H93V92H92V90L88 87V86H86L85 87V84L87 85V83L85 82ZM128 80H131V79H128ZM161 80H160V83L162 84V82H161ZM178 80V79H177ZM30 81H31V79H30ZM27 82L26 81V85H27V87H25L26 89H29V87L31 88L32 86H30V85H28V83H31L32 84V82ZM63 81L61 82V80H60V82L61 83H63ZM136 81H138V80H135V83L136 84H139L140 82L138 81V83L136 82ZM155 79L153 80V81H150V82H154L155 83ZM157 81H159V80H157ZM215 81H216V83H215ZM222 81V82H223ZM246 81V82H245ZM56 82L57 81H55V85H58V83L56 84ZM102 82H104V83H106V84H103ZM121 82H123L122 84H120ZM130 82H132V81H130ZM169 82V83H168ZM224 82L223 83H221V84H223L224 85ZM242 82H245V85H244V83H241ZM82 83H85V84H82ZM133 83H134V80H133ZM132 83V84H133ZM157 83H159V82H157ZM178 83H179V81H178ZM215 83V84H214ZM81 84V85H80ZM171 86H170V85ZM174 84V83H173ZM220 85V87H218L219 85ZM241 84V85H240ZM75 85H80V86H78V88H75L76 89V91L73 93V94H71V92L69 93V91H72L71 89H70V87H72V86H75ZM134 85V84H133ZM132 85V86H133ZM144 84L142 83L141 85H135V86H137L138 88H139V90H140V86H143ZM159 85V84H158ZM178 86L177 84H174V86ZM242 85H244L243 86V88L241 87ZM29 86V87H28ZM50 86H51V83H50ZM124 86V85H123ZM148 86V87H149ZM174 86H173V88H174ZM175 86V87H176ZM218 88H217V87ZM242 88V89H239L240 90V92H242L241 94H239V97L237 96L238 95V88H240V87ZM58 87V86H57ZM76 87V86H75ZM143 87H145V86H143ZM147 87V88H148ZM179 87V86H178ZM182 87V86H181ZM180 87V88H181ZM245 87V88H244ZM56 88V87H55ZM74 87H72V89H73ZM151 88V87H150ZM150 88H148L147 89V91L150 89ZM219 88H221L222 90H223V88H225V89H227V88H229V89H227V90H230L231 92H232V90H233V88L234 89H236V91H233V93H231L230 95H231V97L229 96V93H228V95H226V93H224V92H222L221 91V89H219ZM39 89H40V87H39ZM121 89V91L123 92V90ZM135 89H136V87H135ZM224 89V90H225ZM31 90V89H30ZM30 90H28V91H30ZM33 90V89H32ZM36 90L37 89H35V92H36ZM41 90V89H40ZM39 90V92L40 93H42L41 91ZM89 90H90V92H92L91 93V95H90V92H89ZM134 90V89H133ZM138 90V89H137ZM139 90L138 91H136V93L138 92V94H140L139 93ZM145 90V89H144ZM144 90H142L141 91V93H143V91ZM242 90V91H241ZM26 91V90H25ZM28 91H26V92H28ZM44 91H47V90H45L44 89ZM44 91H43V93L42 94H44ZM146 91V90H145ZM144 91V92H145ZM25 92V93H26ZM104 92V93H105ZM134 92V91H133ZM152 92H154V93H152ZM33 92H28V94H32ZM55 93H56V91H55ZM54 93V94H55ZM128 93V92H127ZM146 93V92H145ZM235 93H237L236 95H234ZM34 94V93H33ZM32 94V95H33ZM132 94V93H131ZM135 94V93H134ZM133 94V95H134ZM232 94L234 95V97H232ZM27 95V94H26ZM31 95V96H32ZM39 95V94H38ZM49 95V94H48ZM99 95V94H98ZM128 95H129V93H128ZM162 95V96H161ZM28 96V95H27ZM27 96H25L26 98V100H28V98H29V96H28V98H27ZM55 96H56V94H55ZM102 96V95H101ZM114 98H113V97ZM155 96V97H154ZM235 96H237L236 98H235ZM131 96L129 95V98H130ZM134 97V96H133ZM138 97V96H137ZM146 97H147V95H146ZM154 97V98H153ZM172 97V96H171ZM170 97V99H169V101H171L172 100V98H174V97H172L171 98ZM47 98V97H46ZM75 98H77V97H75ZM89 97H88V99H90ZM92 98V99H93ZM124 98V97H123ZM123 98L122 99H120L121 101L123 100ZM128 98V99H129ZM150 98H153L152 100L150 99ZM77 99H79V97L77 98ZM77 99H75V100H77ZM88 99H86L87 101H88ZM91 99V100H92ZM96 99H93V100H95V102H96ZM130 99H133V101H135L134 99H135V97L134 98H130ZM175 99V98H174ZM173 99V100H174ZM31 101H32V98L30 99ZM29 100V101H30ZM80 100V99H79ZM81 100H82V98H81ZM172 100V101H173ZM54 101H53V99H52V103H54ZM128 101H130V100H128ZM147 101V100H146ZM167 101V102H166ZM38 102V101H37ZM79 102V101H78ZM88 102H90V101H88ZM94 102V103H95ZM118 102V101H117ZM123 102V101H122ZM126 102V104H127V101H125ZM153 102V103H154ZM23 103H24V100H23ZM27 103H28V101H27ZM27 103H24V104H26V106H25V108L29 105V104H27ZM30 103V102H29ZM108 103H110V101L108 102ZM120 103V102H119ZM118 103V104H119ZM21 104V103H20ZM35 104H36V101H35ZM100 103L98 102L96 105H95V107L97 106L98 107V105H99ZM113 104V103H112ZM114 104H115V102H114ZM149 104V105H148ZM50 105H52L51 103L49 104V107L50 108H53L54 107V105H52V106H50ZM107 105H109V104H107ZM106 104H105V107L107 106ZM120 105V104H119ZM122 105H125V104H123L122 103ZM128 105V104H127ZM21 106V105H20ZM89 106H91V108L89 107ZM137 106V107H136ZM165 105H163V107H164ZM19 107V106H18ZM36 107V106H35ZM38 107V106H37ZM40 107V106H39ZM38 107V108H39ZM57 107H55L57 110H58V113H59V111H60V109L59 108H57ZM89 107V108H88ZM113 107H114V105H113ZM168 107V106H167ZM28 108V107H27ZM44 108V107H43ZM55 108H53V109H55ZM64 108H65V106H64ZM94 108V107H93ZM101 108V107H100ZM99 107H98V109H100ZM107 108V107H106ZM106 108H102V110L103 109H105V110H108V109H106ZM115 108H119V106L117 107H115ZM121 108H122V106H121ZM130 108V107H129ZM21 109H22V107H21ZM33 109H34V107H33ZM37 109V108H36ZM35 109V111H36V114L38 113V111ZM26 110V109H25ZM42 110V109H41ZM85 110H86V116H85ZM97 110V109H96ZM102 110H100V112H98L99 110H97L96 112H98V113H100V114H104L105 115V112L103 113L102 112ZM115 110V109H114ZM157 110L158 111H160L158 108H157ZM169 110H170V112H169ZM22 111V110H21ZM28 111H29V109H28ZM43 111H44V109H43ZM51 111H52V109H51ZM63 111V110H62ZM83 111V112H82ZM90 111V110H89ZM104 111V110H103ZM109 111V110H108ZM117 111V110H116ZM118 111H119V109H118ZM164 111V110H163ZM41 113H43L42 111H40ZM40 112L38 113V114H40ZM45 112V111H44ZM53 112H55V111H53ZM90 112H92V111H90ZM102 112V113H101ZM148 112H150V113H153V115L152 114H150L152 117H149L148 115H149V113ZM26 113H28V112H26ZM46 113V112H45ZM48 113V112H47ZM57 112H56V114L57 115H59ZM74 113V114H75ZM89 113V112H88ZM98 113H96V114H94V113H90L91 115L92 114H94V115H97ZM107 113H109V112H107ZM107 113H106V115H107ZM110 113H111V111H110ZM109 113V114H110ZM119 113H120V111H119ZM120 113V114H121ZM145 113H147L148 115V117H149V119H147V118H145L144 120H145V122L144 121H141L142 119H143V117L142 116H145V114L143 115V114ZM155 113V114H154ZM159 113H161V112H159ZM159 113H157L158 114V116L156 115V116H154L155 118L154 119H156V122H157V119L159 118V117H161V116H159ZM164 114H165V112H163ZM166 113V114H167ZM36 114L34 113V117H36ZM37 114V116H39ZM51 114V113H50ZM54 114V113H53ZM52 114V115H53ZM62 114V113H61ZM65 114V115H66ZM137 114V113H136ZM162 114V113H161ZM52 115H51V117H52ZM56 115V117H58ZM100 116V119H102L101 117H103V120H104V117L105 116ZM119 115V114H118ZM138 115V114H137ZM43 116V115H42ZM42 116H39V117H42ZM46 116H47V114H46ZM49 116V115H48ZM54 116H55V114H54ZM54 116H53V118H54ZM70 116V115H69ZM78 116V115H77ZM79 116H78V118H79ZM108 116V115H107ZM141 116V117H140ZM164 115L162 114V117H163ZM32 117H33V115H32ZM67 116H65V118H66ZM93 117V116H92ZM92 117H91V119H92ZM95 117V116H94ZM99 118V116H96L95 118ZM157 117V118H156ZM44 118H46V117H44ZM50 118V117H49ZM60 118V117H59ZM59 118H57V119H59ZM64 118V117H63ZM68 118V117H67ZM80 118H79V120H80ZM93 119L92 121H94V120H96V119ZM97 118V120H99ZM107 119H108V117H106ZM105 118V119H106ZM116 118V120H117V117H115ZM164 118H165V116H164ZM40 119V118H39ZM52 119V118H51ZM55 119V118H54ZM90 119V120H91ZM110 119V118H109ZM61 120V119H60ZM59 120V121H60ZM67 120V119H66ZM85 120V121H84ZM189 120L191 121V124L189 125H186V123L187 122H189ZM43 121H45V120H43ZM57 121V120H56ZM99 121H101V120H99ZM108 121V120H107ZM120 121V120H119ZM136 121V122H135ZM140 121L141 122H143V125L144 124H146L145 126H146V128H144V130H143V128H141V126L142 125H140ZM41 122V121H40ZM47 122H49V123H51L49 120H47ZM65 122L66 121H64V124H65ZM70 122V121H69ZM68 122V123H69ZM89 122H91V121H89ZM98 121H96V123H97ZM105 122V121H104ZM109 122V121H108ZM53 123H56V122H54L53 121ZM59 122H57L56 123V125L58 124ZM93 123V122H92ZM99 123H101V122H99ZM136 123V124H135ZM48 124V123H47ZM64 124H62L63 126H64ZM66 124H67V122H66ZM81 124V123H80ZM86 124H89V123H86ZM127 124V123H126ZM43 126H45V127H47L46 129H50V128H48V126L46 125V123L45 122H43V124H42ZM52 125V124H51ZM54 125V124H53ZM52 125V127H53V129L56 127V125L55 126H53ZM61 125V126H62ZM93 125V124H92ZM99 125H101V124H99ZM99 125H97V126H99ZM103 125V124H102ZM102 125H101V127H102ZM158 125H159V127H158ZM170 125H172V127L170 126ZM66 126V125H65ZM85 126V125H84ZM105 126H106V124H105ZM122 126V127H121ZM133 126V125H132ZM155 126H157V128H161V131L162 132H157L156 130L157 129H155ZM50 127V126H49ZM58 127V126H57ZM56 127V128H57ZM86 127H89V125L88 126H86ZM91 127H93V126H91ZM112 127H114V126H112ZM120 127H121V129H120ZM55 128V129H56ZM133 128V127H132ZM52 129V128H51ZM112 129H116V128H112ZM146 129V130H145ZM118 130V129H117ZM131 130V131H130ZM137 130V132L136 133H134L135 131ZM116 144V143H115ZM103 146H105L106 147V145H103ZM111 146V145H110ZM113 146V145H112ZM112 146H111V148H112ZM108 147H109V145H108ZM107 147V148H108ZM49 149V148H48ZM104 150H107L106 148H103V154H104ZM111 152H112V150H110ZM53 152V151H52ZM52 152H50V154L52 153ZM106 152V151H105ZM91 153V152H90ZM107 153V152H106ZM54 154V153H53ZM52 154V155H53ZM110 154H112V153H110ZM44 155V154H43ZM54 155H56V154H54ZM47 156V155H46ZM105 156V155H104ZM108 156V155H107ZM106 156V157H107ZM110 156V155H109ZM49 157V156H48ZM103 157V156H102ZM116 157V156H115ZM45 158V157H44ZM46 159H47V157H46ZM45 159V160H46ZM49 160H50V158H48ZM118 159V158H117ZM140 161L142 162V161H145L144 163H146L145 165L143 164V162L141 163V164H143L145 167H143V165L141 166L140 165ZM125 162V161H124ZM126 163V162H125ZM128 163V162H127ZM126 163V164H127ZM131 163V162H130ZM44 164V163H43ZM46 164V163H45ZM129 164V163H128ZM121 166V165H120ZM119 166V167H120ZM128 166H130V168L128 167ZM137 166V167H136ZM118 167V168H119ZM43 168V167H42ZM129 168V169H128ZM47 170V169H46ZM117 171H119V170H117ZM43 172V171H42ZM121 172V171H120ZM53 173V172H52ZM131 173H132V171H131ZM148 173V174H147ZM123 174V175H124ZM128 174V173H127ZM140 174V173H139ZM143 174V173H142ZM52 175V174H51ZM124 175V176H125ZM129 175H130V173H129ZM235 175V177L238 179V183H237V179L236 178H234V177H231V176H234ZM255 176V180H258V181H255L254 179H253V177ZM42 176H43V174H42ZM44 176H45V174H44ZM167 176H169V178L167 177ZM233 179V180H235L234 182H235V184L232 182L233 180L230 178V177ZM252 176V177H251ZM125 177H127V175L125 176ZM124 177V178H125ZM219 177L221 178V177H224L223 179H225V180H222V178L220 179V181L218 182V180H214V179H219ZM226 177H228V179H226ZM242 177V178H241ZM246 177H247V179H246ZM49 178V177H48ZM123 178V179H124ZM128 178V177H127ZM239 178H241L240 180H239ZM249 178H251V180L253 179V185L252 186H255V184H256V186H260L259 187V189H258V187H257V189H254L253 187L251 188V185L250 184H247L248 182L247 181H251ZM161 179V178H160ZM200 179H201V181H200ZM212 179V180H211ZM122 180V179H121ZM177 180V181H178ZM119 181V180H118ZM145 181H142L143 182V184H145V185H143V184H141L143 187H145V186H147V184H148V182L147 183H144ZM173 181V180H172ZM175 181V180H174ZM226 182V181H231L232 182V185L229 183V182H227V183H225V184H223V182ZM123 183H124V181H122ZM126 182V181H125ZM165 182V181H164ZM166 182H169V181H166ZM222 182V183H221ZM240 182V183H239ZM255 182V183H254ZM50 183V182H49ZM159 183V182H158ZM161 183V182H160ZM172 183V182H171ZM175 183V182H174ZM229 183V184H228ZM47 184V183H46ZM45 184V185H46ZM154 184V181L152 182V185ZM163 184V183H162ZM170 184V183H169ZM173 184V183H172ZM176 184H178V183H176ZM179 184V185H180ZM186 184H189V185H187L186 186ZM196 184V185H195ZM236 184H240L239 186H237ZM251 184H252V181H251ZM44 185V186H45ZM49 185V184H48ZM122 185H124V184H122ZM121 185V186H122ZM149 185V184H148ZM165 185V184H164ZM183 185V186H184ZM198 185V186H197ZM235 185H236V187H238V188H236L235 187ZM246 185V186H245ZM249 185V186H248ZM52 186V185H51ZM56 186V185H55ZM155 186H157L156 184H155ZM155 186H147V189L148 188H150L151 190H149V192L148 193H150V191L152 192V190H154V189H157V188H155ZM162 185H160L159 187H158V189H159V191H161L160 190V187H161ZM166 186V185H165ZM244 186V187H243ZM77 187V186H76ZM80 187V186H79ZM127 187V186H126ZM143 187H140V188H142V190H143V192L145 193V191H144V189H146V188H143ZM151 187H154V188H151ZM171 187V186H170ZM191 188L190 187V189H193V192L194 191H197L196 189L197 188ZM202 187H200L202 190H203V188ZM54 188V187H53ZM130 188V187H129ZM163 188V187H162ZM199 188V189H200ZM246 188V189H245ZM146 189V190H147ZM157 189V190H158ZM165 189V188H164ZM184 189V188H183ZM189 189V190H190ZM195 189V190H194ZM205 189V188H204ZM237 189H238V191H237ZM156 190V191H157ZM170 190V189H169ZM187 190H188V188H187ZM188 190V191H189ZM207 190V189H206ZM206 190H204V192H206ZM210 190H212V189H210ZM245 190H247V192L245 191ZM250 190V191H249ZM79 191V190H78ZM118 191V190H117ZM126 191V190H125ZM155 191V190H154ZM173 191V190H172ZM184 191V190H183ZM192 191V190H191ZM257 191V192H258ZM77 192V191H76ZM80 192V191H79ZM198 192H200L199 190H198ZM208 192V191H207ZM210 192V191H209ZM256 192V193H257ZM81 193V192H80ZM211 193H212V191H211ZM243 193L241 194V195H243ZM252 193V192H251ZM77 194V193H76ZM76 194H75V196H76ZM120 194V193H119ZM140 194V193H139ZM196 194V193H195ZM198 194V193H197ZM215 194V193H214ZM216 194H217V192H216ZM235 194V193H234ZM244 194V195H245ZM253 194V193H252ZM79 195V194H78ZM77 195V196H78ZM82 195V194H81ZM191 195H192V193H191ZM199 195H200V193H199ZM233 197H234V195L233 194H231ZM238 195L239 194H237L235 197L238 199ZM254 196L256 195V194H253ZM213 196V195H212ZM219 196V195H218ZM231 196V197H232ZM51 197V196H50ZM56 197V196H55ZM74 197V196H73ZM230 197V198H231ZM232 197V198H233ZM234 197V199H236ZM240 197V196H239ZM251 199L253 198L254 199V197L252 196V195H250L249 196ZM256 198L254 199L255 201H256V199H257V201L259 200L260 201V197L259 196H255ZM257 197H259V199L257 198ZM80 198V197H79ZM203 198V197H202ZM214 198V200H216V199H218L217 197H216V199H215V197H212V199ZM222 198V197H221ZM221 198H220V200H221ZM225 198V197H224ZM223 198V199H224ZM226 198H229V197H226ZM225 198V199H226ZM229 198V199H230ZM245 198V201L246 202H244V203H246L248 206H247V208H248V212H247V214L248 215H250L249 217H251V218H254V219H252V220H255V218H256V216H257V218L259 219V217H258V215L260 214V212L258 213V211H261V209L262 208H260L259 210H258V208L259 207H263L264 206V204H263V202H262V200H261V202H262V204L263 205H261V206H259L260 204L259 203H261V202H259L258 201V204H257V202H255L253 199L251 200V199H249L248 197H243V198H240L239 200H243ZM81 199V198H80ZM183 199V198H182ZM195 199H197V198H195ZM200 199V198H199ZM208 200H211V197H209L208 198ZM213 200V201H214ZM149 201V200H148ZM203 201V200H202ZM212 201V202H213ZM73 202V201H72ZM197 202V201H196ZM205 201H203V202H201L202 204L204 203ZM216 202V201H215ZM228 202V201H227ZM199 203V202H198ZM206 203V202H205ZM208 203V202H207ZM222 203H223V201H222ZM230 203V202H229ZM255 203H256V205H255ZM216 204V203H215ZM224 204V203H223ZM246 204H244V205H246ZM204 205V204H203ZM206 205V204H205ZM208 205V204H207ZM212 205V204H211ZM243 205V206H244ZM259 206V207H256V206ZM202 206V205H201ZM218 207V206H217ZM220 208H222L221 206H220ZM227 208H229V207H227ZM255 208H257V210H255ZM223 209V208H222ZM221 209V211H223ZM201 210V209H200ZM219 210V209H218ZM232 211V210H231ZM220 212V211H219ZM234 212V211H233ZM257 212V213H256ZM262 212L263 213H261V219H259V220H262V221H258V219L257 220H255V221H253V223L255 222H257V226H255V225H253L252 224V222L249 224V221L247 222L249 225H251L253 228H255V227H257V229L258 228H260L259 229V231H260V233L262 234V236H261V234H259V236L258 237H260V241H259V239L258 240H256V243L258 242L260 245V249H261V247L263 248L262 249V251H264V207H263V209H262ZM223 213V212H222ZM226 213V212H225ZM228 213V212H227ZM229 213H230V211H229ZM231 214V213H230ZM217 215V214H216ZM219 215V214H218ZM263 215V216H262ZM224 216H225V214H224ZM227 217L228 216H230V215H226ZM218 217V216H217ZM231 217V216H230ZM222 218H223V216H222ZM216 219V218H215ZM224 219V218H223ZM222 219V220H223ZM225 219H226V217H225ZM227 219H229V218H227ZM166 220V219H165ZM217 220V219H216ZM247 220V219H246ZM245 220V221H246ZM168 221H172L171 219H169ZM251 221V220H250ZM218 222V221H217ZM232 222H234V221H232ZM238 222V221H237ZM260 222H261V227L259 226L260 225ZM168 223H170V222H168ZM174 222H172L171 224H170V226L173 224ZM220 223V222H219ZM224 223H226V222H224ZM223 223V224H224ZM227 223H229V222H227ZM221 224V223H220ZM230 225H231V223H230ZM233 225V224H232ZM236 225V224H235ZM246 225V224H245ZM245 225H242V226H245ZM155 226V225H154ZM153 226V227H154ZM168 226V229H169V225H167ZM221 227H223L222 226V224L220 225ZM166 227V226H165ZM226 227V226H225ZM224 227V228H225ZM237 227V226H236ZM246 227V226H245ZM250 227V226H249ZM249 227H247V229L249 230ZM220 228V227H219ZM240 229V228H239ZM148 230V229H147ZM146 230V231H147ZM224 230V229H223ZM232 230V229H231ZM247 230V231H248ZM226 231V230H225ZM228 231H230V230H228ZM237 231V230H236ZM245 231V233H247V231L246 230H244ZM190 232V231H189ZM232 232V231H231ZM230 232V234H232ZM234 232V231H233ZM242 232H243V230H242ZM249 232V231H248ZM250 232H252L251 230H250ZM249 232V233H250ZM154 233V232H153ZM219 233V232H218ZM224 233H227V232H224ZM229 233V232H228ZM150 234H152V233H150ZM237 234V233H236ZM239 234H241V233H239ZM248 234V233H247ZM246 234V235H247ZM191 235V234H190ZM224 234H222L221 233V236H223ZM249 235V234H248ZM247 235V236H248ZM256 235H258V234H256ZM219 236V235H218ZM220 236V237H221ZM225 236V235H224ZM233 236H234V233H233ZM236 236V235H235ZM251 236V235H250ZM254 236V235H253ZM253 236H251V238L250 239H254V238H252ZM219 237V238H220ZM231 237H232V235H231ZM231 237H229L231 240H235L234 239V237H233V239L231 238ZM255 237V236H254ZM257 237V236H256ZM239 236H238V240H239ZM221 239V238H220ZM249 239V238H248ZM249 239V241H247V242H250L251 240ZM236 240H237V238H236ZM236 240H235V242H236ZM247 240V239H246ZM214 241V240H213ZM247 242H246V245H247ZM254 242V241H253ZM193 243V242H192ZM214 244L216 243V242H213ZM241 243V242H240ZM256 243L255 244H251V245H254V247H257V246H255L256 245ZM258 243H257V245H258ZM211 244V243H210ZM213 244V245H214ZM237 244V243H236ZM212 245V246H213ZM219 245V244H218ZM233 245V244H232ZM211 246V245H210ZM239 246L240 245H238V248H239ZM245 246V245H244ZM248 246V245H247ZM259 246L257 247V248H259ZM250 247H252V246H250ZM249 247V248H250ZM211 248H213V247H210V249ZM234 248V247H233ZM237 248V249H238ZM244 247L242 246V249H243ZM248 248V249H249ZM215 249V248H214ZM218 249V248H217ZM236 249V250H237ZM240 249V248H239ZM245 249V248H244ZM250 249H253V248H250ZM255 250H257L256 248H254ZM241 250V249H240ZM212 251V250H211ZM214 251V250H213ZM246 251H248V250H246ZM262 251H260V252H262ZM215 252V251H214ZM219 252V251H218ZM238 252V251H237ZM249 252V251H248ZM253 252H254V250H253ZM213 253V252H212ZM258 253V252H257ZM264 253V252H263ZM263 253H261V254H263ZM252 254V253H251ZM259 254V253H258ZM217 255V254H216ZM218 256V255H217ZM207 262V261H206ZM206 262H204V263H206ZM203 263V264H204ZM264 264V263H263Z\"/></svg>",
    "mask_w": 264,
    "mask_h": 264
}]
</instances>
